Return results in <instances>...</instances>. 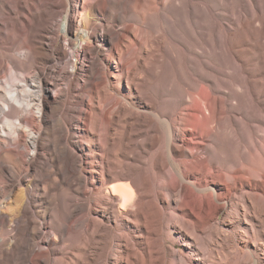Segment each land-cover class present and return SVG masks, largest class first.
Returning a JSON list of instances; mask_svg holds the SVG:
<instances>
[{
	"label": "bare ground",
	"instance_id": "bare-ground-1",
	"mask_svg": "<svg viewBox=\"0 0 264 264\" xmlns=\"http://www.w3.org/2000/svg\"><path fill=\"white\" fill-rule=\"evenodd\" d=\"M195 6L193 0H0V193L21 180L18 169L13 175L2 171L5 164L12 170L18 168L27 147L28 166L40 164L33 160L39 133L25 125L26 115L37 123L39 113L49 111L44 120L49 125L54 116L49 102L63 101L74 90L84 64L80 85L89 89L81 121L88 157L74 152L70 167L64 161L73 194H67L61 218L54 228L48 226L50 235L44 237L47 232L37 212L31 217L15 216L10 230L5 228L8 213H3L0 264H106L104 256L112 240L115 263L121 259L124 264H264V46L252 53L253 58L262 60L253 72L246 67L245 58L231 52L234 42L233 47L238 46L237 34L246 36L249 32L255 37L250 28L264 34V11L256 10L252 15L238 12L225 32L224 45L220 44L218 21L213 23L214 17L208 15L207 35L192 49L210 60L200 71L202 80L190 82V89L174 99V109L163 114L154 111L148 91L141 89L148 83L143 73L155 76L151 58L162 57L165 50L161 31L152 26V19L161 17L167 23L174 13L184 23ZM106 14L111 20L101 28L92 21ZM132 14L145 18V24L154 30L143 51L145 37H136L125 46L127 33L117 37L112 33L116 20ZM98 29L110 43L107 51ZM134 29L133 25L124 26L126 32ZM60 38L63 45L56 47ZM226 48L233 73L239 69L241 76L229 75L223 81L216 62ZM123 49L127 50L120 55ZM101 61L106 64L98 67ZM114 61L122 72L124 92L112 80L109 67ZM60 62L71 63L63 70L66 88L59 83ZM48 65L56 71L57 78L51 82L46 79ZM126 68L130 70L125 72ZM96 71L98 78L93 76ZM103 94L107 95L104 100ZM139 97L148 100L142 110L134 107ZM100 101L108 110L107 119L95 111ZM240 110L258 116L256 128L262 138H257L256 129L249 130L247 147V153L253 149L258 160L252 164L251 157H240L224 171L209 155L197 152L213 147L211 141L223 125L234 132ZM139 123L146 127L141 152L134 147ZM177 141L187 150L179 148ZM158 143L161 146L152 154ZM191 173H200L198 184L205 185L203 194L197 185L189 186ZM208 182L215 186L208 187ZM49 191L50 187H45L46 195ZM220 199L226 203L219 204ZM234 207L236 220L245 225L240 229L244 237L237 239L235 246L236 238L227 229L231 224L228 217L220 222L227 225L220 233L213 231L211 224L221 211ZM77 214L79 218L72 219ZM169 217L176 220L181 236L178 255L171 254L170 259L165 245V238L171 235L166 222ZM191 221L196 225L195 234L189 230Z\"/></svg>",
	"mask_w": 264,
	"mask_h": 264
},
{
	"label": "rangeland",
	"instance_id": "rangeland-1",
	"mask_svg": "<svg viewBox=\"0 0 264 264\" xmlns=\"http://www.w3.org/2000/svg\"><path fill=\"white\" fill-rule=\"evenodd\" d=\"M197 5L195 6L190 15L184 18L176 16L174 13L170 14L167 23L163 21L161 17H154L152 19V26L161 31V35L164 40V53L162 57H152L150 64L156 66L155 76L151 77L145 73L142 74L148 79L147 84H142L141 89L143 91H148L152 101L154 102L155 110L160 114L167 113L168 111L175 108L174 99L181 93L184 89L188 88L190 82L196 83V81L202 80L203 73L200 71L203 69V64L206 60H210V57L202 55L198 51H193L195 48L202 44V35L206 36L207 32L205 26L208 28L210 24V19L208 15H212L214 18L213 23L218 21L221 31L219 32L220 44L224 45L226 43L225 32L232 21H235V16L238 12L252 15L256 10L264 11V0H193ZM111 20V17L106 14L105 16H100L93 18V22H97L102 27L101 24L107 23L106 21ZM133 25L135 29L132 32L124 31V26ZM254 26H258L255 22ZM252 33L255 34V38L251 33L247 32L246 36L237 34L236 41L238 46L233 47L232 44V54L238 56V58H245L246 67H249L253 72V68H260L261 58H253L252 53H258L259 47L264 46V34L259 33L252 28ZM154 32L150 27V24H145V18L142 16L132 14L126 16L122 20H116L112 33L115 37L127 33V40L125 41V46H129L131 42L136 37H145V42L142 45L141 51L146 44V38L149 34ZM99 40L105 42V50H109L110 43L104 41L103 33L101 29L97 30ZM259 35V36H258ZM262 44V45H261ZM63 45V40L60 38L56 47ZM264 48V47H263ZM125 49V48H124ZM122 50L121 54H124L127 50ZM117 56V55H116ZM117 58V57H116ZM118 61V60H116ZM63 62V61H62ZM62 62L57 64V69L60 72L59 83L60 86L66 88L68 81L62 79L63 70L71 63L62 64ZM232 58L228 51V48L222 50L218 56V61L216 62L221 69V77L223 81H226L228 76L238 78L241 76V72L237 69L234 73L232 71ZM87 63V59L85 62ZM105 61L98 63V67L105 65ZM86 64L83 65L82 71L80 73L77 82H74V90L68 93L63 101H58V103L49 102L48 107L53 108L54 116L50 120L49 125L44 124V120L49 116V111L45 112L44 109L39 113L40 121L37 123L32 122V117L30 114L26 115L25 125L30 130L37 131L39 133L36 153L33 160L37 163L36 166H28V153L29 147L22 154V158L18 160V168H12L7 164L4 165V174L13 175L16 172L20 175L21 180H16L11 186L4 189L3 193H0V217L2 214L8 213V221H6L5 228L10 230L14 225V217L18 215H27L29 217L33 216V212H37L40 215L41 223L43 224V230H46L44 237L50 235V231L47 230L48 226L50 229L54 228L58 219L61 218L62 213L65 210L67 204V198L70 194H73L71 187L68 186V181L71 178L70 175L66 174V169L64 161L67 166H71V157H73L74 152L82 154V157H88V152L86 150V140L83 137V131L81 128V121L83 111L85 110L89 94L88 87H81V83L84 80V73L86 71ZM110 72L112 74V80L116 82L122 88L124 92L126 90L124 86V80L122 78V72L118 70L117 63L110 62ZM130 68H126L125 72L129 71ZM94 78L99 77L98 71L93 75ZM56 71L50 65H48L46 79L48 82L55 80ZM66 86V87H65ZM116 95V94H115ZM106 94L102 95V100H104ZM2 91L0 89V103L3 101ZM148 100L141 99L140 97L134 100V107L138 110H142L145 106L144 103ZM1 106V105H0ZM46 107L47 110L49 108ZM66 107H70L67 111ZM95 111L100 112L105 119L108 118V110L105 108L104 101H100L94 106ZM20 117V116H19ZM236 117L239 119L237 122V128L234 132L231 131L229 127L222 126L221 129L217 130V137L212 142L213 147L208 151L200 149L197 153L201 154L203 157L206 155L212 158V163L217 164L224 171L227 170L232 161L239 160L240 157H251L250 163L256 164L258 157L255 155L253 149L247 153V147L250 146L249 130L256 129V135L258 139L262 138V133L259 129L257 131L258 116L255 114H245L243 110L238 111ZM240 117V118H239ZM247 118V119H246ZM242 121L244 123H242ZM137 131V137L135 138L134 147L138 148V151H142L144 146L143 137L146 131L144 124L139 123L135 126ZM14 132H17L13 129ZM161 131V129H160ZM258 132V133H257ZM240 134V135H239ZM139 135V136H138ZM236 141L240 142V145L236 144ZM77 142V143H76ZM179 148L187 150L185 144L177 141ZM242 144V145H241ZM12 147L11 145H9ZM161 143H158L155 149L152 151L154 154L156 148H159ZM245 150V151H243ZM140 151V152H141ZM244 152V153H243ZM251 154V155H248ZM42 157V159H39ZM230 160H228L229 158ZM257 157V158H256ZM230 161V162H229ZM223 165V166H222ZM226 168V169H225ZM199 174L191 173L189 180L191 184L197 185L201 191L199 194H203L202 188L205 185H199ZM213 173H208V176H212ZM98 176H101L99 174ZM2 179L0 178V191L3 190ZM218 183V181H217ZM50 187L49 194L44 193L45 187ZM208 187L215 186L214 183L208 182ZM69 193V195H67ZM20 199L16 201V199ZM51 203L50 201H53ZM234 200L237 199L234 197ZM226 203L224 199H220L219 204ZM235 208H229L223 210L219 213L218 217L211 221L213 225L212 228L216 233H220L223 226H227L224 222L221 226L220 222L227 217L231 221V224L227 226V229L231 230L232 235L235 236L236 240L234 246L237 244V239L244 237L240 229L245 226L240 223L235 218ZM100 210V209H98ZM14 211H18L15 213ZM228 211V212H227ZM80 214L75 215L72 219L79 218ZM72 219L70 221H72ZM1 220V218H0ZM217 220V221H216ZM167 227L169 228L171 235L166 237V257L171 258V254L178 255L180 246L177 242L180 239V235L177 232L176 220L173 217L166 218ZM46 227V228H44ZM195 223L191 221V227L189 230L195 234ZM233 229V230H232ZM227 231V232H230ZM212 236H210V240ZM174 246L171 248V245ZM115 246V240L111 241L107 249V254L104 256V262L106 264H124V261L119 259L118 263H115V254L113 252ZM170 249V250H169ZM187 252V251H186ZM208 262V260L206 261Z\"/></svg>",
	"mask_w": 264,
	"mask_h": 264
}]
</instances>
